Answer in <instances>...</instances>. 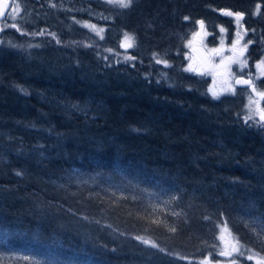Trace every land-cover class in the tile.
<instances>
[{"label": "trees", "instance_id": "16d2710c", "mask_svg": "<svg viewBox=\"0 0 264 264\" xmlns=\"http://www.w3.org/2000/svg\"><path fill=\"white\" fill-rule=\"evenodd\" d=\"M135 3L112 6L84 48L57 43L85 35L75 13L49 10L29 50L0 31V264L264 258V127L179 74L150 77L139 44L129 59L107 52ZM74 168L102 182L66 179ZM223 233L244 252L219 254Z\"/></svg>", "mask_w": 264, "mask_h": 264}, {"label": "rangeland", "instance_id": "374dc122", "mask_svg": "<svg viewBox=\"0 0 264 264\" xmlns=\"http://www.w3.org/2000/svg\"><path fill=\"white\" fill-rule=\"evenodd\" d=\"M136 1L132 0L130 6ZM226 2L230 4L226 5ZM135 4L137 12L134 24L122 28L119 41L116 40L119 50L108 47L107 52H115L120 58L129 59L133 48L139 44L140 56L149 60L142 67L150 77L160 79L164 76L168 80L172 73L179 74L183 84L181 77L200 86L209 97L224 99L226 107L234 102L240 103L243 119L264 127V121L260 118L264 110V97L259 95L264 92V68L258 67L264 62L262 2H247L242 7H235L231 0H138ZM16 5H19L18 11ZM112 6L124 11L128 8L109 3L108 0H15L11 21L2 22L0 27L8 33L12 30L20 34L21 40L13 39L12 44L29 50L34 45L31 39L33 34L50 30L51 24L46 23L49 10L75 13L81 15L75 18V23L85 35H58L57 43L70 49L79 45L84 48L92 43L89 31L101 36L106 29L103 23L114 21ZM227 12H240L243 16L237 23L236 16H229ZM13 24L17 27H12ZM128 43L133 46H123ZM77 60L73 61L74 65H77ZM190 68L194 70L190 71ZM238 78L251 80L252 85L238 84ZM213 92L217 95L213 96ZM66 175V179L75 176L78 180L101 181L84 175L78 168ZM222 236H226V240L219 245V254L229 253L224 256L231 257L244 252L235 236L225 233ZM247 257H252L255 264L264 259L253 250L247 252Z\"/></svg>", "mask_w": 264, "mask_h": 264}, {"label": "snow or ice", "instance_id": "6c2138e0", "mask_svg": "<svg viewBox=\"0 0 264 264\" xmlns=\"http://www.w3.org/2000/svg\"><path fill=\"white\" fill-rule=\"evenodd\" d=\"M108 2L109 3H118L120 7L127 8V7L130 6L132 0H108ZM6 6L7 5H0V15H3V8L6 7ZM16 10L17 11L19 10V5H16ZM226 14L229 15V16L235 15L236 16L237 23L240 22V19L243 16V13H240V12H237V13L227 12ZM201 24H203L202 21H201ZM11 26L12 27H17L15 24H13ZM2 30L3 29H0V31H2ZM100 31H103V30L101 29ZM221 31H224V29H221ZM126 38H127V34H126ZM123 46H125V47H132L133 45L131 43H128V44L123 45ZM245 47H247V46L245 45ZM258 67L264 68V62H262L261 64H259ZM189 70L191 71V70H194V69H191L190 68ZM236 83H238V84H248V85H252V81L251 80H237ZM253 91H255V87L254 86H253ZM216 95H217V93L213 92V96H216ZM259 95L261 97H264V92L259 93ZM260 118H261L262 121H264V110H262V114H261V117ZM248 119H251V117H249ZM172 230L175 231V229H172ZM138 239H141V238L138 237ZM143 242L146 243V244L151 243L148 240H144ZM153 246L155 247L156 245L153 244ZM228 254L229 253H221V255H228ZM249 259H252V257H249ZM257 264H264V259L258 260L257 261Z\"/></svg>", "mask_w": 264, "mask_h": 264}, {"label": "water", "instance_id": "95a60500", "mask_svg": "<svg viewBox=\"0 0 264 264\" xmlns=\"http://www.w3.org/2000/svg\"><path fill=\"white\" fill-rule=\"evenodd\" d=\"M12 3H13V0H0V5H7L6 7L3 8V15H0V21L6 19L8 12L11 9ZM237 80H245V79L238 78Z\"/></svg>", "mask_w": 264, "mask_h": 264}, {"label": "flooded vegetation", "instance_id": "af4514ba", "mask_svg": "<svg viewBox=\"0 0 264 264\" xmlns=\"http://www.w3.org/2000/svg\"><path fill=\"white\" fill-rule=\"evenodd\" d=\"M247 2H249L250 4H254V3H259V2H262V4H264V0H243V1H240V2H237V3H232L235 7H242L244 6ZM220 4H224V2H221ZM226 5H229L230 3L226 2L225 3ZM263 17H264V10H263ZM263 28H264V25H263ZM200 35L202 36V33H200Z\"/></svg>", "mask_w": 264, "mask_h": 264}, {"label": "bare ground", "instance_id": "6f19581e", "mask_svg": "<svg viewBox=\"0 0 264 264\" xmlns=\"http://www.w3.org/2000/svg\"><path fill=\"white\" fill-rule=\"evenodd\" d=\"M139 26V25H138ZM234 96V95H233ZM245 103V102H244ZM245 111V110H244ZM244 113V112H243ZM244 121V120H243ZM242 122V121H241Z\"/></svg>", "mask_w": 264, "mask_h": 264}]
</instances>
